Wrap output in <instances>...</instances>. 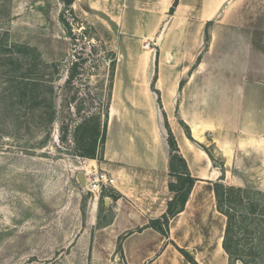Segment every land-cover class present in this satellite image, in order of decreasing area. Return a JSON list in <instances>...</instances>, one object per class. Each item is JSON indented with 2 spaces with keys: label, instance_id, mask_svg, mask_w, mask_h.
I'll return each mask as SVG.
<instances>
[{
  "label": "rangeland",
  "instance_id": "1",
  "mask_svg": "<svg viewBox=\"0 0 264 264\" xmlns=\"http://www.w3.org/2000/svg\"><path fill=\"white\" fill-rule=\"evenodd\" d=\"M110 6L106 13L118 16L121 8ZM153 8L151 0H144L142 26L124 29L121 54L117 27L108 15L90 11L84 1L75 0L67 7L62 0H0V264H123L118 252L123 236L112 237L98 219L105 210L100 197L115 190L108 187L97 192L84 175L95 167L93 159L77 155L75 137L80 138L81 132L73 128L86 116L96 117L101 125L107 122L113 88L120 81L123 103L119 101L117 114L128 137L125 144L144 153L154 147L169 152L166 116L178 145L177 122L168 117L169 108L153 100L151 82L159 68L182 69L190 59L160 57L152 30L162 27L164 16L157 13L158 25L153 26ZM164 47L168 51L166 43ZM74 64L77 74L68 82ZM15 75L25 83L20 92ZM52 105L56 119L50 125ZM66 124L69 132L63 135ZM117 138L114 123V149L119 147ZM212 141L207 136L201 144L224 172L222 184L242 188L243 202L252 198L258 203L250 216L241 213L239 205L231 211L237 255L244 262L264 264V192L259 186L263 145L259 143L255 153L248 155L233 148L225 167ZM104 146L97 142L98 154ZM138 175L148 179L142 172ZM147 179L144 183L152 184ZM168 182L175 178H156L155 187H147L141 197H173L164 190ZM232 198L239 197L233 193Z\"/></svg>",
  "mask_w": 264,
  "mask_h": 264
},
{
  "label": "crops",
  "instance_id": "2",
  "mask_svg": "<svg viewBox=\"0 0 264 264\" xmlns=\"http://www.w3.org/2000/svg\"><path fill=\"white\" fill-rule=\"evenodd\" d=\"M80 1L98 14L108 15L110 5L121 8L118 16H108L119 31L123 54L124 29L142 26L144 0ZM151 1L155 7L153 26L158 25V14L164 16L162 27L152 30L160 57L190 59L182 69L159 68L151 90L157 106L169 108L168 117L177 122L179 153L195 183L184 210L170 220L168 237L149 227L151 220L165 213L172 197L141 196L147 193V187H155L156 178L170 177V151L154 147L144 153L140 147L125 144L128 137L123 135V122L117 114L118 105L123 103V84L119 81L108 108L105 146L92 160L95 169L107 172L114 180L115 191L100 197L104 198L105 210L98 219L112 237L123 236L122 250L118 251L123 264H192L176 246L197 264H231L223 249L227 219L217 211L213 187L221 181L222 169L198 144L203 145L202 141L211 136L225 167L234 154L233 148L248 155L262 143L264 156V0H178L172 14L169 10L174 0ZM133 16L136 19L132 24ZM208 23L211 26L205 41ZM180 122L189 128L196 143L187 138ZM114 123L119 141L115 149L111 141ZM261 164L263 178L259 186L264 192V157ZM140 172L148 179L138 175ZM144 179L152 184L144 183ZM168 183L164 186L167 192ZM108 212H112L109 218Z\"/></svg>",
  "mask_w": 264,
  "mask_h": 264
},
{
  "label": "trees",
  "instance_id": "3",
  "mask_svg": "<svg viewBox=\"0 0 264 264\" xmlns=\"http://www.w3.org/2000/svg\"><path fill=\"white\" fill-rule=\"evenodd\" d=\"M74 1L75 0H62L63 4L67 7L72 6ZM177 4H178V0H174L173 5L169 10L170 14L174 12V9L177 6ZM62 23L63 26L67 30H69L68 33H70L68 24L64 20H62ZM209 26H211V23H208L206 26L205 41H208ZM76 74H77V64H74L72 65L69 71L68 82H71L76 76ZM14 81L15 83L19 84V87H17V91L20 92L21 91L20 87H22V85H24L25 83L23 82L22 78H19L17 75L14 76ZM80 111L81 109L79 108L78 114L80 113ZM107 117H108V112L106 118ZM95 118L96 117L93 116L83 117L80 119L79 123L75 124L73 128V132H81L80 138L75 137V142L77 143V150H78L77 155L79 157L95 160L98 158V152L96 147L97 142H99L103 146L105 144L107 122H104L103 125H101L99 120ZM55 119H56V112L52 105L50 109V113H48V123L52 125ZM164 119H165L164 126L168 133L167 143L170 150L169 175L175 178V182H170L168 184V190L171 193H173V197L167 203V209L165 213L161 216V218L151 220L149 223V227L161 233L163 236L168 237L169 222L173 217H175L177 214L181 213L184 210L191 189L195 183V179L191 177L188 171L187 163L179 153V148L170 130L166 116H164ZM180 124L184 128L187 138L193 143H195V141L190 135L189 128L183 122H180ZM68 132H69V125L66 124L62 128V134L66 135ZM198 145L209 155L211 160H213L209 150H207L206 147L203 145L200 144ZM223 177H224V172L222 171V177L220 178L221 181L224 180ZM221 181L215 183L213 187H214V195H215L217 211L223 214L227 219L224 239H223V249L225 253L228 255L229 262L231 264H236L237 262L243 264H251L242 261L237 255L238 246L237 243L234 242L232 238L233 230L235 227V216L231 211H234L235 209H239L237 206L239 205L240 209L242 210L241 213H245L246 216H250L257 211L258 203L254 200H251L252 198H247V202H243L242 197L244 191L242 190V188L225 187ZM233 193L237 194L239 198H232ZM254 195L258 196L261 195V193L255 192ZM176 249L192 264H197L187 252L178 248L177 246ZM119 251H121V248Z\"/></svg>",
  "mask_w": 264,
  "mask_h": 264
},
{
  "label": "built area",
  "instance_id": "4",
  "mask_svg": "<svg viewBox=\"0 0 264 264\" xmlns=\"http://www.w3.org/2000/svg\"><path fill=\"white\" fill-rule=\"evenodd\" d=\"M149 43L145 45V48L149 47ZM84 175L89 176L88 180L94 184V188L97 192H100L102 188L113 187L114 180L105 171H97L91 167L89 170L84 171Z\"/></svg>",
  "mask_w": 264,
  "mask_h": 264
},
{
  "label": "water",
  "instance_id": "5",
  "mask_svg": "<svg viewBox=\"0 0 264 264\" xmlns=\"http://www.w3.org/2000/svg\"><path fill=\"white\" fill-rule=\"evenodd\" d=\"M80 178H82L83 176H81V174L78 175Z\"/></svg>",
  "mask_w": 264,
  "mask_h": 264
},
{
  "label": "bare ground",
  "instance_id": "6",
  "mask_svg": "<svg viewBox=\"0 0 264 264\" xmlns=\"http://www.w3.org/2000/svg\"><path fill=\"white\" fill-rule=\"evenodd\" d=\"M88 170V169H87Z\"/></svg>",
  "mask_w": 264,
  "mask_h": 264
}]
</instances>
